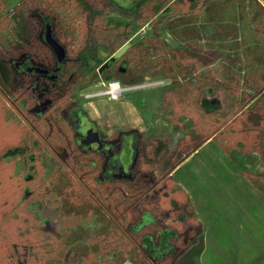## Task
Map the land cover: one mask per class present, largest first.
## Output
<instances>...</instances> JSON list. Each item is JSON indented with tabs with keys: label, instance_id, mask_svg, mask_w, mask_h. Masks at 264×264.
Here are the masks:
<instances>
[{
	"label": "rangeland",
	"instance_id": "rangeland-1",
	"mask_svg": "<svg viewBox=\"0 0 264 264\" xmlns=\"http://www.w3.org/2000/svg\"><path fill=\"white\" fill-rule=\"evenodd\" d=\"M49 1L0 0V127L3 126V130L9 132L4 149L0 150V264H59L61 256L64 260L70 259L69 256L77 247L94 243V234L98 229H104L103 225L107 222V212L103 214L106 217L89 219L65 220L58 216L61 199L52 193V189L57 185L62 186L63 178H58L62 171L73 182H79L75 167L78 163L75 160H81L80 152L86 148L81 143L78 147L80 152H74L78 156H72L61 144L52 140L53 135L47 128L48 124L41 118L47 104L43 94L56 89L63 82L54 72V55L51 56L49 51H46L47 54L43 53L37 48L36 42L43 40L44 25L50 21L52 35L58 34L59 26L58 36L65 40L62 44L67 50L65 59L76 58L74 48L81 41L79 21L83 19V10L81 4H74L75 0H52L54 8L50 12L52 4ZM115 1L118 4L124 3V0ZM210 1H202L201 6L193 3V11L189 13L191 16L184 13L178 17L185 20L178 35L174 36L171 31H161L162 39L172 48L177 42L175 39H179L186 42L179 45L187 46L188 51L194 46L195 52L198 48L202 54L206 49L205 39L197 33L200 39L196 40L194 38L197 36H193V40L188 43L184 36L193 29L196 32L202 30V33L211 29L210 25H203V16ZM251 2L252 0L243 2V25L245 33L251 35L248 44L254 45L246 46L247 42L244 41L242 55L234 54H237L235 65L238 69L232 72L243 76L247 70L256 76L257 83L264 79V22H249L247 14L251 9ZM246 7L249 9L246 10ZM108 12L110 14L113 10L109 8ZM176 17L172 10L163 11L157 15L156 20L165 25L178 19ZM150 29L147 24L143 34L150 35ZM24 63L31 70L43 69L50 74L46 77L34 71L29 73L21 68ZM77 66L79 72H86L82 62ZM147 77L149 79L145 82L146 89L143 90L145 99L141 92L138 96L144 106L141 104L136 107L137 104L130 102L136 108L140 119L129 108H119L118 103L124 102L125 97L130 94L127 91L122 92V96L117 99L119 101L111 100V104L118 111L109 117V121L114 123L113 129L105 128L98 115L97 119L93 116V112H99V103L109 99L106 96H89L105 89L93 84L81 89L74 99L72 111L60 113L57 120H62L67 125L73 140L81 142L87 129L78 122L77 110L82 108L92 120L90 122L98 126L102 141L111 146L115 161L122 170L118 172V167L117 170L103 167L94 176L95 179L100 181L104 175L120 179L130 176L132 181L142 180L146 185L168 192H165L168 196L167 203L163 204L165 211L157 218L146 216L145 224L154 223L157 228L144 237L143 251L148 253L149 246L154 250L159 248L160 233L163 230L173 231L174 238L166 243L168 249L150 253L147 264H263L264 178L261 174L264 170L259 166L257 154L245 155L232 148L233 141L229 132L231 129H228L226 123L230 116L226 110L227 104H223L213 114L218 120L216 125H220V133L213 140L217 146L212 143V147L219 156L209 155L205 151L195 154L193 151H197V147L190 151L179 150V143L187 135L191 143L194 139L198 144L199 137L195 132L199 129L200 121L196 115L190 119L175 116L174 110L169 106V109L164 107L170 104L169 101L162 105V94L171 87V79L160 74H150ZM216 78L220 76L216 74ZM90 97H93L97 106L94 103L89 106L85 104L86 98ZM261 97L264 102V93ZM137 120H141V125ZM156 120L157 123L154 122ZM130 128L138 131L136 141L135 135L125 132ZM172 128L179 130V134L174 136ZM25 132L37 141L35 146L31 147ZM174 137L178 139L174 140ZM10 138L13 140L9 141ZM41 148L53 154L58 163L52 157L46 156V153L36 152L41 151ZM86 159H91V156ZM212 175H216L221 182H211L209 176ZM7 184L19 188L23 197L12 196L5 203L1 195ZM71 221L75 223L70 225ZM138 224L139 221L130 223ZM145 224L142 222L143 226ZM78 225H82V229L88 232V237L77 242L68 241L66 249L62 251V243L69 238L66 230H74ZM158 253L168 254L158 257ZM75 264L87 263L80 259Z\"/></svg>",
	"mask_w": 264,
	"mask_h": 264
},
{
	"label": "trees",
	"instance_id": "trees-1",
	"mask_svg": "<svg viewBox=\"0 0 264 264\" xmlns=\"http://www.w3.org/2000/svg\"><path fill=\"white\" fill-rule=\"evenodd\" d=\"M190 1L195 0H146L143 2L141 10L132 9L130 14L123 15L124 18L132 20L125 26L115 29L120 34L114 37L112 46H109V52L80 53L76 58H69L70 63L65 66L56 63L55 73L61 77L63 83H59L56 89L43 94L47 104L41 116L42 120L48 124L47 128L53 135L52 140L61 144V147L72 156L76 157L75 153L80 152L79 146L68 132L67 125L62 120H57V117L60 113L72 111L75 105L74 99L81 89L99 82L100 79L104 82L118 80L124 85H129L134 83L133 81L137 77L140 78L141 74H160L171 79V87L162 94V105L169 101L170 104L164 105V107L174 110L175 116H184L190 119L196 115L197 120L200 121L199 129L197 128V132H195L199 137L198 144L194 139L191 143L187 135L179 143V150L189 149L187 151H190L191 148H199L211 138L215 139L220 133V125H216L218 120L214 118L213 114L226 103L230 113L226 123H228V129H231L229 132L233 141L232 148L238 149L245 155L257 154L259 166L264 170V103L258 99L264 90V79L255 83L256 76L247 70L243 76H240L239 73L233 74L228 69H220V64L216 69L211 68L210 65L214 63V60H209L205 55L200 54V49L196 48L195 52L194 46L191 51L184 47L172 48L162 39V32L171 31L174 36H177L180 27L185 24V20L178 18L172 20L171 23L161 25L156 20L157 15L161 11L172 10V13H181V16L184 13L191 16L192 14L189 13L193 10H191ZM196 1H198L197 6H201L204 0ZM53 4L52 9L54 8ZM74 4H81L83 10L79 31L81 46L90 42L91 35H94L96 39H103L102 36L109 29L101 31L100 37L95 35L94 16L87 17L92 10L89 0H75ZM260 9L262 10V7ZM223 18V16L216 15L212 18L208 16L203 20L215 22L217 27L223 29L224 26H229L224 23ZM145 24L150 26L151 34L131 45L126 53L99 77L96 73L97 67ZM100 27L107 28L104 23L100 24ZM57 31L59 33V26H57ZM193 36L192 32H186L184 40H188L186 37L192 39ZM220 36L223 40L224 36ZM212 39L215 41V38ZM58 40L61 44L65 42L64 39ZM36 46L43 53L49 51V54L53 55L44 40L36 42ZM213 57L214 59L223 57L225 62L236 63V59H230L228 56L215 54ZM80 61H84L85 68L89 66V73L79 72L77 65ZM21 68L29 73L34 71L38 75L49 76V73L43 69H28L27 63L22 64ZM216 74L220 78H216ZM252 102L254 103L251 105ZM134 104L136 105V103ZM136 107L140 106L136 105ZM77 111V113H85L82 108ZM4 132L3 126L0 127L1 151H3L4 142H7L9 135V132L3 134ZM24 134L29 138L31 147L37 144L32 135H28L27 132ZM12 140L13 138H10L9 141ZM135 140H137L136 136ZM37 147L38 145L35 148ZM40 150L36 152L46 153V156L52 157L53 161L58 163V160L48 150L43 148ZM80 153L81 160H75L78 163L75 167H77L80 178L79 182H73L69 175L67 176L62 171L58 177L63 178L62 186L57 185L52 189V193L61 199L58 216L65 220L89 219L97 216L106 217L103 214L107 212V222L103 225L104 229H98L94 234V243L89 246L77 247L74 253L69 256L70 259L64 260L61 256L60 262L59 260L57 262L59 264H75L82 259L87 264H125L126 262L147 264L150 253L161 252L163 248H167L166 243L174 238L173 231L163 230L160 233L159 248L154 250L149 246L148 253L143 251L144 237L149 232H154L157 226L154 223L141 226L140 223L146 221V216L157 218L165 211L163 204L168 200V196L165 195L167 191L157 190L155 186L146 185L142 180L132 181L130 178L100 183L94 176L101 172L105 163L103 154L91 151L88 153L81 151ZM88 156H91V159H86ZM0 163H2L1 158ZM261 176L264 178V172ZM6 187L3 189L5 192L1 195V199L5 203L12 196L23 197L19 188L16 189L11 184H7ZM135 221H139L138 226L130 225ZM75 229L66 230L69 233V238L62 243V251L66 249L68 241L77 242L88 237V232L82 229V225H78ZM158 254V257H165L164 255L168 253Z\"/></svg>",
	"mask_w": 264,
	"mask_h": 264
},
{
	"label": "crops",
	"instance_id": "crops-1",
	"mask_svg": "<svg viewBox=\"0 0 264 264\" xmlns=\"http://www.w3.org/2000/svg\"><path fill=\"white\" fill-rule=\"evenodd\" d=\"M197 2L198 1H196V0L190 1V7H192ZM243 2H244V0H243ZM243 2H242V0H213V1H210V3L206 6L207 10H205V14H204L203 18H207L208 16H210L212 18V17H215L216 15L223 16L224 17L223 18L224 23H226V25H229V26H227V27L224 26V28L222 27L223 29H221L220 27H217L215 25L216 24L215 22L205 21L203 25H205V23L210 25V27H209V28H211L210 30L204 31L203 33H202V30H199L198 32H196L197 30L193 29V31H191L194 34V37H196L197 36L196 34L198 33L199 36H201L203 39H205V41H206L205 48L206 49L203 50L202 55H205L209 60H214V63L212 65H210L211 68L216 69L219 67L218 65L220 64V69H223V70L228 69L231 72H232V70H237L238 69L237 65H235L233 63L225 62V60L223 61V57L214 59L213 56L215 54H218V55L220 54V56H228L230 59H237L236 56L238 53H239L238 55H242V51H243V47H244L245 42H247L246 46L247 45H249V46L254 45V44H248L249 43V37H251V35L245 33V26L243 25L245 23V18H244L245 12H244V3ZM250 7H251V9L248 10V14H247V16L249 17V22H251V23L258 22V21L264 22V2H263V0L252 1ZM260 7H262V10L260 9ZM247 9H249V8L246 7V10ZM218 12H219V14H218ZM173 14L175 16H177L176 18L181 17V13H178V14L173 13ZM174 19H175V17H174ZM182 27H184V26H182ZM182 27H180V29H182ZM185 30H187V29H185ZM219 34L224 36L223 40L221 39V36ZM244 36L246 38H244ZM186 38L188 39L187 40L188 43H190L193 40V39H190V37H186ZM212 38H215V41H213ZM261 38H262V36H261ZM173 39H175V38L173 37ZM194 39L199 40L200 37L197 36ZM175 40L177 42L174 43L175 45L173 48H175L177 46L178 47H184V46L179 45V44H185L186 42L183 43L179 39H175ZM249 46H248V48H249ZM184 48L188 49L187 46H185ZM235 53H237V54L234 56ZM263 93H264V91H263ZM263 93L261 95H263ZM94 94H96V93H94ZM94 94H90V95H94ZM261 95L259 96L258 99L263 101ZM93 97H98V96H93ZM93 97L91 99L87 100L89 102H87L85 104L88 106L90 104L93 105V103H94ZM114 101L117 102L119 100H114ZM253 103L254 102H252L251 105ZM95 105L97 106V104H95ZM99 105L97 106V107H99V112L98 111L93 112V116L96 117L98 115V117H99L98 119H100L101 125H103L107 129H109V128L113 129L114 123L112 122L113 123L112 124L109 121V117L111 115H113L114 113L118 112L115 105L111 104V100L107 101L106 99L102 103H99ZM118 106H119V108L122 107L124 109L129 108L130 112L132 114H135L136 117L140 119L136 108L130 103V101H127L126 98L124 99V102L118 103ZM114 107H115V110H114ZM220 111L222 113L224 112L223 110H220ZM96 119H97V117H96ZM137 121L141 125V122H140L141 120H137ZM154 122L157 123V120ZM115 125L117 126L116 123H115ZM163 125H166V124H163ZM163 125H162V128H164ZM175 129L176 128L171 129L174 132L173 135L179 134V132H178L179 130L177 131ZM189 131H190V129L188 130V132ZM125 132H129L130 134L135 133V135L138 133L137 129H135V128L127 129ZM188 132L183 131V133H186V134H189ZM186 134H183V135H186ZM175 139L177 140L178 138L174 137V140ZM213 140H214V138L207 140L197 149V151H193V153L196 154V153H198V151H205V153H207L209 155L219 156L218 154L215 153L216 151L212 147ZM215 146H217V145H215ZM190 156H192V155H190ZM220 162H222V161H220ZM117 167H118V170H117ZM115 169L117 171L122 170L121 166L119 164H117V162H114V170ZM209 179L211 182H214V183L221 182L220 181L221 179H218V177L216 175L209 176Z\"/></svg>",
	"mask_w": 264,
	"mask_h": 264
},
{
	"label": "flooded vegetation",
	"instance_id": "flooded-vegetation-1",
	"mask_svg": "<svg viewBox=\"0 0 264 264\" xmlns=\"http://www.w3.org/2000/svg\"><path fill=\"white\" fill-rule=\"evenodd\" d=\"M146 1V0H124V3L123 4H118L115 0H89V3H91V13L87 16V17H91V16H94V23H95V30H96V33L95 35L96 36H99L100 37V32L101 31H105L107 29H109V31L107 33L104 34L103 39H96V37L94 35H91L90 37V42H88V44L86 45H83L81 46V44H79L77 47H75V53L78 55L80 53H101L102 52H109V46H112L113 44V39L116 35L120 34V32H118L117 30H115L116 28H120V27H123L125 26L126 24L130 23L132 19H127V18H124L123 15H126V14H130V12L132 11V9L134 10H141L142 8V4L143 2ZM95 3V4H94ZM49 4H53L52 3V0L49 1ZM51 8V5L49 6ZM89 9V7H87ZM111 8L113 10L112 13L109 14L108 12V9ZM49 11L53 12V9H49ZM162 12V11H161ZM82 21V20H81ZM81 21H79V24H81ZM102 23H104V25L107 27V28H102L100 27V24L102 25ZM46 26H49L50 28V33H51V37L53 38V40L56 41V43L63 49L64 51V62H63V66L67 65L70 63V59H65V54L67 53L65 50L64 47H62V44L59 42L58 39H60L58 36V34H56V36L52 35V25H50V21H49V24H45L44 25V35H43V40L45 42V31H46ZM109 26V27H108ZM147 26V24L143 25L142 27H140L136 32L135 34L130 37L127 41H125V43H123L119 48L115 49L112 53H111V56L109 58H107L103 63H101V65H99V67H97L96 69V73L97 75L100 77L101 74L107 70L110 66H112L115 62H117L122 56H120L118 59H115L113 62H110L108 63V66L103 69V70H100V68L124 45L126 44L127 42H129V40L131 38H133L134 36L136 35H139V39H142V38H145L147 37L148 35H144L142 31H144V27ZM112 29H111V28ZM119 30V29H118ZM137 40V41H138ZM108 43H106V42ZM136 41V42H137ZM81 42V41H80ZM135 42V43H136ZM46 43V42H45ZM134 44V43H133ZM133 44H130L133 45ZM47 45V44H46ZM48 46V45H47ZM129 46V48H130ZM49 47V46H48ZM50 48V47H49ZM128 48V49H129ZM51 49V48H50ZM127 49V50H128ZM126 50V51H127ZM52 51V49H51ZM125 51V53H126ZM53 53V51H52ZM54 55V53H53ZM55 57V55H54ZM55 60H56V57H55ZM82 62V65L84 66V61H80L78 63H81ZM56 63L58 64L57 60H56ZM30 68V67H29ZM28 68V69H29ZM24 70V69H23ZM86 72H88L89 70V66H86ZM26 71V70H25ZM54 72H55V69H54ZM50 74V73H49ZM42 76H45V75H42ZM59 76V75H58ZM149 78L147 77L146 74H141L140 75V78H136L135 81H133L134 83L132 84H129V85H124L122 84L120 81L118 80H114V81H108V82H116L120 87L124 86L125 88H130L127 92H129L130 94L127 95V97H125L126 99L129 98V100L127 101H130V102H133V103H136L137 106H141V101L138 100V96L140 94V92L142 93L144 99H145V96H144V93H143V90H145L146 88V84L145 82H147ZM158 81V80H157ZM161 81V80H160ZM108 82H104L102 81L101 79L99 80V82L97 83H94L96 85H100L101 84H107ZM154 82H156L154 80ZM90 87V86H88ZM122 87V88H124ZM122 95L119 96V98L121 97ZM92 97L90 98H86V101L85 103L89 102L87 100L91 99ZM118 98V99H119ZM144 106V104H142ZM66 113H69V112H66ZM78 116H79V123H81L82 125L86 126V130L84 132V136L82 138H84L81 142H79V140H75L77 145L80 146V144L84 143V148H86L83 153H88L89 151L91 152H96V153H102L104 158H105V163L103 165V167L107 170H114V162L115 161V155H113V152H111V146H108V144L104 143L101 139V136H100V132H99V129L97 128L98 126H96L93 122H90L92 121L90 119V117L86 114V113H83V112H79L78 113ZM68 128V127H67ZM69 129V128H68ZM88 132V135H86ZM93 134H96L98 139H99V142H100V147L96 150L93 149V144H92V136ZM136 136V135H135ZM136 141V140H135ZM89 146V147H88ZM121 146V145H119ZM117 146V147H119ZM122 148V147H121ZM125 149V148H124ZM102 167V169H103ZM130 167V166H129ZM128 167V169H129ZM122 169V168H121ZM106 172V170H105ZM119 172V171H118ZM123 172V171H122ZM123 175H124V172H123ZM125 176V175H124ZM103 178L99 181L100 183H104V182H110V181H113L115 179H120V178H111L112 176H102ZM128 178H130V176H127ZM127 177H124V178H121V179H126ZM147 221V219H146ZM143 223L145 224V221H143ZM141 226L142 223H140ZM139 225V224H138ZM138 225H135V226H138Z\"/></svg>",
	"mask_w": 264,
	"mask_h": 264
},
{
	"label": "water",
	"instance_id": "water-1",
	"mask_svg": "<svg viewBox=\"0 0 264 264\" xmlns=\"http://www.w3.org/2000/svg\"><path fill=\"white\" fill-rule=\"evenodd\" d=\"M139 39V35L134 36L124 44L101 68L100 70L105 69L108 66V63L113 62L115 59H118L120 56H122L125 51L129 48L130 44L135 43ZM45 42L46 44L52 49L56 60L58 64L63 65L64 62V51L63 49L56 43L55 40L51 37L50 33V28L49 26H46V31H45ZM129 100V98H127ZM92 144H93V149L96 150L100 147V142L96 134H93L92 136ZM75 221H71L70 225H73ZM64 225H67L66 222L63 223Z\"/></svg>",
	"mask_w": 264,
	"mask_h": 264
},
{
	"label": "built area",
	"instance_id": "built-area-1",
	"mask_svg": "<svg viewBox=\"0 0 264 264\" xmlns=\"http://www.w3.org/2000/svg\"><path fill=\"white\" fill-rule=\"evenodd\" d=\"M105 88L102 92L89 96H106L109 100H117L122 92L128 91L130 88H122L116 82H108L107 84H101Z\"/></svg>",
	"mask_w": 264,
	"mask_h": 264
}]
</instances>
